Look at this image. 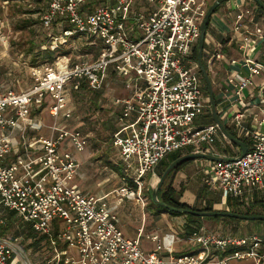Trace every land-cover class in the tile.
I'll return each instance as SVG.
<instances>
[{
    "label": "built area",
    "instance_id": "built-area-1",
    "mask_svg": "<svg viewBox=\"0 0 264 264\" xmlns=\"http://www.w3.org/2000/svg\"><path fill=\"white\" fill-rule=\"evenodd\" d=\"M230 1V37L225 45L204 50V57L212 72H224L211 79L216 110L228 132L247 144L243 157L237 145L233 155L215 148L220 137L229 139L216 121L203 122L212 108L195 51L211 0H50L44 27L57 21L71 26L54 38L53 48L78 36L86 46L100 45L101 52L92 59L62 54L52 65L31 67L29 88L0 92V205L36 233L32 241H40L44 264L264 262V234L184 225L183 238L194 246L187 253H178L176 232L148 233L141 225L137 237H128L106 197L74 184L78 156L90 141L79 127L68 125L75 113L71 88L85 79L95 90L106 89L113 69L129 94L114 101L121 109L112 143L136 185L142 187L169 153L189 147V154L220 158L211 160L207 182L226 200L235 198L245 207L264 192V28L250 6ZM115 192L121 201L144 204L131 188ZM6 224L0 211V225ZM144 239L154 246L145 248ZM17 248L0 238V264H33Z\"/></svg>",
    "mask_w": 264,
    "mask_h": 264
},
{
    "label": "rangeland",
    "instance_id": "rangeland-1",
    "mask_svg": "<svg viewBox=\"0 0 264 264\" xmlns=\"http://www.w3.org/2000/svg\"><path fill=\"white\" fill-rule=\"evenodd\" d=\"M214 1L215 0H211L210 4L212 5ZM242 1L245 7L251 6V8H256V10L259 11H257V17L260 18L259 21L262 25L261 27L264 28V10H262V8L253 0H249L252 3L251 5L248 0ZM5 2L6 1L0 0V92H6L7 90L20 91L29 88L32 84L31 67H33L34 64H41L43 62L48 63L47 61H49V58L44 59L41 55H39L40 50H43V48L46 47L44 43L47 41V37L51 34L52 30H48L41 22L42 8L47 5L48 0ZM225 3L226 2L219 7L218 11L215 12L213 16L220 12L223 13ZM219 25L220 24L214 20L212 22V28L208 30V33L206 34L205 54L207 51H211V49L214 48V44L217 45L222 43L225 45L226 39L230 37L229 34L227 36L221 34ZM227 25V29H232L231 22H228ZM70 43L71 42H67L64 45L70 47ZM42 46L43 48H41ZM53 46H55V44ZM58 46L60 45L58 44ZM33 48L34 51L29 52V50ZM63 52L64 51L62 50L57 51L55 56H60ZM79 56H83L86 59H92L95 57V53L92 49L80 52ZM206 60L207 59H205V62H207ZM209 76L212 80H218V78L224 76V74L217 68H214L213 72L209 68ZM124 91H128V87H121L120 83L112 82L111 86L106 88V91L103 94L99 95L100 98L97 100L99 107H95V105L91 102V97L95 96L88 95L84 98H80L78 96H76V98L71 97L72 107L75 113L73 118L68 122V125L71 128L81 127L91 137L90 145L86 149L89 153L87 155L88 158H85V160L79 159L82 180L84 181L83 187L93 193H107L112 192L114 189L120 190L122 188H131L140 193L144 200V204L136 199L127 201L126 198L118 204V201H120V195L116 194L117 197H114L115 194L113 193L111 195L112 202H114L116 207L112 208V210L119 214L123 225L128 226L131 224L135 225V228H138L139 225H144L147 231L158 230V232L161 233L169 229L176 228H180L181 231L180 225L181 219L183 218H175L166 210L160 209L158 203L154 200L153 192L151 191L153 188L157 187L160 181L158 180V177L155 179L154 177L152 179L151 177L144 178L142 181V187L136 185L132 177V173H130L132 171L125 170V166L119 152L110 141V138L112 139V134H109L107 127L111 125V122H108V120L112 116L111 108L114 106L112 99L116 95L118 96L119 94L124 93ZM207 100L209 101V97H207ZM214 121L215 119L212 112L206 113L203 116V122L205 123ZM49 123L52 122L49 120ZM62 124L64 125L66 123ZM114 129H116V124H114L112 132L115 131ZM215 148H218L223 153L227 152L230 155L238 152L236 145L230 140H219V143L215 146ZM189 151H192V149L188 147L177 152H171L165 160L168 162L170 157L174 154H183L186 152L188 153ZM83 154L84 153L81 154V158L83 157ZM208 162L209 159L207 158H197L186 165V170L189 171L196 167L209 170L211 167ZM118 166L122 168L124 173L123 175L117 171ZM156 171L158 173V169ZM161 173L162 168L159 169V174ZM174 182L175 180H173L172 184H174ZM179 182L180 181L178 180L177 183L179 184ZM170 183L171 178L169 177L165 180L161 188L167 187ZM183 183L185 182L183 181ZM205 183L206 181H204V184ZM179 185L181 186L182 184L180 183ZM202 188L204 189V186H202ZM190 190H188V192H191ZM183 191H186V189H183ZM204 192H206L205 194L209 197L214 199L219 198L222 190L218 187H211L210 189V186L208 185ZM182 193H180V195H176L175 198L179 199L180 202L185 203V200H187L189 196L183 198ZM258 194L261 195L259 197L264 203V192L259 191ZM200 199L201 198H199V200ZM212 201L215 202L217 199ZM191 207L198 208L196 204ZM217 210L227 211L228 207L226 204H223V206L218 205ZM253 211L264 214V205L262 204L260 207L255 205L253 207ZM160 216L161 218H159ZM203 221H205L207 224L206 226L211 230H216L219 222L211 221L208 217H204ZM222 221L226 223V227H224L223 230L225 229L227 232L241 231L242 233H246V231L253 229L257 226V224L262 222H250L248 220L234 221L230 219H224ZM12 223L14 224L12 226V232L20 233L21 237L24 239L23 242L16 243L19 247L17 248L18 252L22 255L23 252L21 249H23L28 253V257L33 264H44V257L42 256L43 253L41 250H38V247L34 250L33 246H31V244L26 240L30 230L29 226L24 223L16 213L12 215ZM22 227L23 230L20 229ZM180 237L183 238L184 235H181ZM12 240L14 241V238Z\"/></svg>",
    "mask_w": 264,
    "mask_h": 264
},
{
    "label": "trees",
    "instance_id": "trees-1",
    "mask_svg": "<svg viewBox=\"0 0 264 264\" xmlns=\"http://www.w3.org/2000/svg\"><path fill=\"white\" fill-rule=\"evenodd\" d=\"M2 1L22 2V1H25V0H2ZM49 2H50V0H48L47 5L42 8L41 16L44 13V11H46ZM218 9L216 10V12L218 11ZM211 20H212V17L210 19V22H211ZM41 22H42V17H41ZM42 25H43V22H42ZM68 28H71V26L68 23H66V22H61V21L55 22V24L51 28L52 29L51 30V34L48 35V37H47L48 39L44 43V45L46 47L43 48V46H44L43 45L41 47V48H43V50L41 49L40 53H39V55H41L44 59L49 58V61H47L48 63L43 62L41 64H34L33 66H44V65H48V64H50V65L54 64L56 62L57 57H58V56L57 57L55 56V53L57 51H60V50L64 51L63 54H70V55H73L74 57L79 56L80 52L88 51V50H92V49H93V51L95 53V57H97L100 54V52H101V46L100 45H97L96 47L86 46L85 43L81 39H79L78 36L71 37L69 39L70 41L67 40L68 43L71 42L69 44L70 47L64 45V44L67 43L66 42V43H64V44H62L60 46H57V47L53 48V40H54V38L60 37L61 34H62V31L64 29H68ZM48 30H50V29H48ZM33 51H34V48L29 50V52H33ZM198 56H199V51H198V48H197L196 51H195V59L197 61H198ZM109 73H110V78L113 80V82H118V83H120L121 87H126V84L120 78L118 73H116L113 69H109ZM78 81H79V88L75 89L74 86H72V88H71V97L72 98L73 97L76 98V96H78L80 98H84V97H86L88 95L95 96V97H91V102H92L93 105H95V107H99L97 100H99V98H100L99 95L103 94L106 91V89L95 90V89L90 87V85L88 84V82L85 79H79ZM203 81H204L205 94L208 95V86L206 85L205 79ZM114 118H115V116L114 117H110L108 122H111V125H109L107 127L109 134L111 133L112 135L114 133V131L112 132V129H113L115 121H116ZM209 123H213V122H209ZM209 123H207V124H209ZM79 128L81 130H83L81 127H79ZM89 141L91 142L90 135H89ZM110 141L112 143V139L111 138H110ZM112 145H113V143H112ZM188 154H189V152H188ZM188 154H185V155H188ZM182 156H184V154L183 155L182 154H174L173 156L170 157V160L168 162L165 160L167 158L166 157L160 163V165L162 167V173L158 175V180L161 179V177L163 176L164 172L171 166V164L174 163L179 158H181ZM193 160H195V159H187V160L177 164L167 176V178H169V177L171 178V183L167 187L161 188L159 190V193H158L159 202L164 203L165 205L170 206L172 208L182 210V212L170 211L165 206H163L160 203H158L159 208L166 210L168 213H170L171 215H173L175 217L185 216L186 219H187V223H186L185 227L188 230L192 226L199 225V224H196L194 222L198 221L199 219L203 220L204 217H198V216H194L192 214L184 213L183 212L184 210L193 209V210H197V211H216L213 208L212 203H209V204L205 205L203 208L199 209V208H196V207H190L187 204L180 202L179 199L175 198V196L176 195H180L181 192L180 191H176V189H174V187L172 185L173 179L175 178L176 174L179 171L182 170V168H184L188 163L192 162ZM117 171L120 174H122V175L124 174L122 168L119 167V166L117 167ZM147 177H151V179H152L153 178V174H148L146 176V178ZM205 188L206 187H204L202 192L205 191ZM154 190H155V188H153V190L151 192H154ZM240 204L241 203H239L235 198H232V197H228L227 198V207L229 209L228 211H230V212L239 213V214L248 215V216L264 215V214H262L260 212L253 211V207L255 205H257V204H260V205L263 204L264 205L263 201L254 199V201L251 204H249L248 206H245V207H242ZM223 211H225V210H223ZM208 219L211 220V221H222L224 219H230V220H234V221H243V219H237V218H233V217H224V216H209ZM192 221H194V222H192ZM244 221H247V220H244ZM11 229H12V224H10V223L8 225H5V226L0 225V237L6 235L9 232V230H11ZM35 236H36V233L32 229H30L29 233H28V236L26 237V240L27 241H31V246H34V248H37L40 241L39 240L38 241H32Z\"/></svg>",
    "mask_w": 264,
    "mask_h": 264
},
{
    "label": "crops",
    "instance_id": "crops-1",
    "mask_svg": "<svg viewBox=\"0 0 264 264\" xmlns=\"http://www.w3.org/2000/svg\"><path fill=\"white\" fill-rule=\"evenodd\" d=\"M238 1H240V0H238ZM240 2H243V1L241 0ZM248 2H249L250 5L252 4L249 0H248ZM231 5H232V1L226 2L225 3V9H224L223 13L220 12V13L216 14L215 16H212V20L209 23L208 30H210L212 28V22L215 20V21H217L220 24L219 25L220 26V29H221L220 32H221L222 35L226 36L227 33L230 32L231 29H227V27H228L227 24H228V22H231V26L233 27V19H232L233 18V14L230 13V7H231ZM210 6H211V4H210ZM252 9L255 12L256 23H258L260 26H262L261 23H260V21H259L260 18L257 17L259 11L256 10V8H253V7H252ZM208 30H207V33H208ZM218 70H220V69L218 68ZM222 73L224 74L223 71H222ZM221 77H223V76H221ZM214 81H216V80L213 79V82ZM112 82H113V80H112ZM128 94H129V90L128 91H124V93L119 94L118 96L116 95L115 97H113L112 103L114 104V106H112V108H111L112 109V116L111 117H114L115 116V118H114L115 120L118 117V114L120 113L121 107L118 106V105H116L114 101H115L116 98L125 97ZM115 124H116V128H117L118 127V123L116 121H115ZM222 139H223L222 137L219 138V140H222ZM89 145H90V143H89ZM83 153H84L83 154V157L81 158L80 157L81 155H79L78 156V159L85 160V158H88L87 157V155L89 154L88 153V150H85ZM183 154L185 155V154H188V153L186 152V153H183ZM210 163H211V160H209L208 164H210ZM186 167L187 166H185L184 168H182V170L179 171L176 174L175 178L173 179V180H175V182H174V184H172L173 187H174V189H176V191H180L181 193L184 192V193H182L183 198L189 196L187 198V200H185L187 202V203L185 202V204H187L190 207L196 204V206L199 209H201L205 205H207L209 203H212V205H213V207H214V209L216 211H218L217 210L218 205H222V206H223V204H226L227 205V200L224 198L223 193H221V195L219 196V198H214V199H212L207 194H205L206 192H202L201 193V190L203 189L202 186H204V187H207L208 186V182L207 181L209 180V175L207 174V169H205V168L204 169H200V168L196 167V168H192L191 170L187 171L186 170ZM160 168H162L161 165H159L156 168V170L158 169V173L156 171L153 174L154 179L156 177H158V175H159V169ZM195 170H196V172H195ZM178 180L180 181L179 184L180 183L182 184L181 186L177 183ZM183 181L185 183H183ZM204 181H206L205 184H207V185L204 184ZM74 184H75V186H77L84 193L94 194V195L101 196V197H103V196L106 197L105 198L106 203L109 204V205H111V206H113L114 208H116L115 205H114V202H112L111 195L113 193V194H115L114 197H117L115 191L116 190H119V189H114L112 192H107V193H104V192L103 193H93V192L89 191L88 189H86L85 187H83L84 181L82 180V173H81V169L80 168H79L77 177H76V179L74 181ZM190 188H191V190H190ZM183 189H186V191H183ZM210 189H211V187H210ZM188 190H190L191 192H188ZM258 193H259V191L255 194V199L262 201V199L259 197L261 195H259ZM198 197L201 198V199L199 200ZM216 199H217V201H215V202L212 201V200H216ZM127 201H130V200L127 199ZM120 202H121V200L118 201V204H120ZM121 205H122V203H121ZM256 206L257 207H260L261 205L260 204H257ZM0 211L2 213V216L5 217V218H7V224L6 225H8L10 223L13 226L14 224L12 223V215L14 214V212L5 209L2 205H0ZM161 216L159 218H161ZM175 218H179V219L183 218V219H181V225H180L181 226V231H182V226H184L187 223L186 217L185 216H178V217H175ZM192 222H194V221H192ZM262 222L259 223V224H257V226L254 227L253 229H249L248 231H246V233H242L241 231L240 232H231L230 231V232L233 233V234H236V235H247V234H259V235H263L264 234V225H260V224H264V221H262ZM120 223H121V227H122L124 233L128 237H131V238L137 237V234H138L137 230H138V228L141 227V225H139L138 228L137 227L135 228V225H131V224L128 225V226L127 225H123L121 219H120ZM194 223L201 224V225H205V226L207 225L205 223V221H203L202 219H199L198 221H195ZM247 224H249V223H247ZM224 227H226V223H224V221H219L218 222V226L216 227V230L217 231H227L225 229L223 230ZM20 229L23 230V227L20 228ZM183 229H184V227H183ZM12 230H13V227H12L11 230H9V232L6 235H4V236H2L0 238H4V237L5 238H8V239H10L15 244L18 243V242H23L24 239H23V237H21V234L18 233V232L17 233H15V232L13 233ZM146 231H147V229H146ZM181 231H180V228H178V229L176 228V229H169L167 231H164L163 233H166V232H176V233L179 234V236H181V235H183V233ZM147 232L148 233L158 232V230H153V231L148 230ZM159 233H161V232H159ZM13 238H14V241L12 240ZM178 241L180 242V243L177 242V250H178V253H187V252H192L194 250V246L191 243H188L186 240H184V238L179 237V240ZM28 242L31 244V241H28ZM143 245L147 249L152 248L154 246L153 243H151L150 241H148L146 239L143 240ZM228 264H258V263L255 260H253V259H247V260L232 259V260H230L228 262ZM260 264H264V262H262Z\"/></svg>",
    "mask_w": 264,
    "mask_h": 264
},
{
    "label": "water",
    "instance_id": "water-1",
    "mask_svg": "<svg viewBox=\"0 0 264 264\" xmlns=\"http://www.w3.org/2000/svg\"><path fill=\"white\" fill-rule=\"evenodd\" d=\"M228 1H230V0H216L208 9V12L205 16L203 23H202V36H201L199 46H198V51H199L198 63H199L200 70L203 73L205 82L208 86L209 98H210V103H211V108H212V113H213L214 119L220 125L221 130L226 135V137L231 142H233L235 145H237L241 148V157H243V156H245V154L248 151V146L245 142L233 137L228 132V130L224 127L222 122L220 121L219 116L217 114V110H216V101H215V96H214V92H213V84H212L211 78L209 76V73H208L207 69L205 68V66L203 65V62H202V56H203L204 45H205V40H206V34H207L208 26L210 23V19L213 16V14L216 12L217 8L220 5H222L224 2H228ZM254 1L262 8V10H264V2L262 0H254ZM197 158H207V159L212 160V161L220 160L219 157H215V156L207 155V154H197V153L184 155L181 158H179L178 160H176L165 171V173L161 177L157 187L155 188V190L153 192L154 200L157 203H160L161 205L165 206L170 211L182 212V210L172 208L170 206L165 205L164 203L159 202L158 193H159V190L161 189V187L163 186L168 174L172 171V169L177 164H179V163H181L187 159H197ZM183 212L188 213V214H192V215L198 216V217L224 216V217H233V218L243 219V220H248V221H256V220L257 221H264V215L248 216V215H243V214H239V213H233L230 211H197V210H193V209H188V210H184Z\"/></svg>",
    "mask_w": 264,
    "mask_h": 264
},
{
    "label": "flooded vegetation",
    "instance_id": "flooded-vegetation-1",
    "mask_svg": "<svg viewBox=\"0 0 264 264\" xmlns=\"http://www.w3.org/2000/svg\"><path fill=\"white\" fill-rule=\"evenodd\" d=\"M215 1H216V0H215ZM215 1H214V2H215ZM220 6H221V5H220ZM220 6H219V7H220ZM219 7H218V8H219ZM218 8H217V9H218ZM204 50H205V45H204ZM202 62H203V65L205 66V68L207 69V71H208V73H209L208 65H207V63L205 62L204 51H203V56H202Z\"/></svg>",
    "mask_w": 264,
    "mask_h": 264
}]
</instances>
